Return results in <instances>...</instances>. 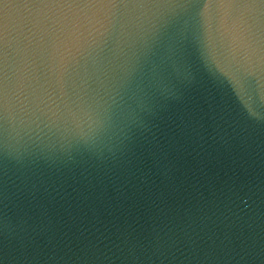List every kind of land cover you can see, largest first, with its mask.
<instances>
[{"label":"water","instance_id":"1","mask_svg":"<svg viewBox=\"0 0 264 264\" xmlns=\"http://www.w3.org/2000/svg\"><path fill=\"white\" fill-rule=\"evenodd\" d=\"M0 264H264V0H0Z\"/></svg>","mask_w":264,"mask_h":264}]
</instances>
